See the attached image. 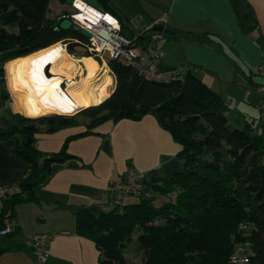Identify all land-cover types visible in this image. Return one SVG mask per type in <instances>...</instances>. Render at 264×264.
<instances>
[{"label": "trees", "instance_id": "1", "mask_svg": "<svg viewBox=\"0 0 264 264\" xmlns=\"http://www.w3.org/2000/svg\"><path fill=\"white\" fill-rule=\"evenodd\" d=\"M48 1L0 0L2 100L8 97L4 62L59 41L67 43L69 53L91 57L84 49L86 38L80 30L56 29L68 11L48 17ZM121 27L124 34L146 44L163 30L150 27L126 33L123 23ZM210 42L222 48L220 41L210 37ZM220 51L229 59L224 50ZM106 64L115 79L110 96L75 114L39 116L47 122L46 130L72 124L77 114L91 117V128L108 119L138 120L152 114L179 144L177 156L184 165L162 184L144 182L138 202L115 204L108 211L77 207L76 233L94 242L99 264H126L124 249L135 229L141 230L136 237L143 253L141 264H230V256L238 248L240 256L247 259L242 264H264V118H260L258 132L254 131L255 118L244 120L240 126L230 125L229 107L223 98L187 68L179 78L159 82L142 78L114 59L107 58ZM253 75L260 76L253 68L245 78L255 88L263 79L257 82ZM17 115L20 123L0 128V139L16 138L14 151L29 168L17 191L5 200L13 217L18 203L39 202L36 190L52 175L54 163L72 157L67 145L80 135L67 137L59 151L44 153L35 145L38 127ZM6 249L0 246V255Z\"/></svg>", "mask_w": 264, "mask_h": 264}, {"label": "crops", "instance_id": "2", "mask_svg": "<svg viewBox=\"0 0 264 264\" xmlns=\"http://www.w3.org/2000/svg\"><path fill=\"white\" fill-rule=\"evenodd\" d=\"M58 1L66 8L55 15L70 10L72 0ZM84 1L113 12L124 29L128 23L131 29L124 30L126 33H138L151 27L155 20H165L160 28L163 30L153 35L159 38L163 53L159 67L182 66L190 70L226 102L230 125L240 126L244 120L254 118L259 99L245 76L262 60L264 0ZM210 37L220 41L222 48H217L224 50L229 59L210 42ZM111 77L112 91L115 79ZM252 78L262 81L258 75ZM247 92L250 95L246 101ZM78 116L72 124L53 131H47L44 123L36 125L40 133L38 138L35 133V145L44 153L57 152L67 137L80 135L71 138L67 145L72 157L54 163L52 175L36 190L39 202L15 206L17 227L9 240L0 244L7 247L0 255V264L40 263L25 244V239L34 233L51 236L42 264H99L94 242L76 233L77 207L110 210L115 205L108 194L110 182L130 168L140 172L150 185L162 184L182 170L183 160L177 156L179 144L154 115L117 122L108 119L92 128L88 127L91 117L79 122ZM16 142L15 137L0 139V186H17L29 170L14 151ZM125 196L119 197L120 204L130 203L124 202ZM41 203L47 207H41Z\"/></svg>", "mask_w": 264, "mask_h": 264}, {"label": "built area", "instance_id": "3", "mask_svg": "<svg viewBox=\"0 0 264 264\" xmlns=\"http://www.w3.org/2000/svg\"><path fill=\"white\" fill-rule=\"evenodd\" d=\"M65 17L69 18L72 24H77L79 30L85 29L90 33L89 37H85L84 49L102 66L106 65L107 58H111L134 69L142 78L159 82L175 80L184 72L183 67L160 68L159 63L163 53L159 48V38L153 37L149 44L137 42L135 37H129L122 32L120 20L110 11H103L84 0H72L70 10ZM164 22L165 20H155L151 27L154 25L162 27ZM56 29L58 30L59 27ZM58 43L66 49L67 43L64 41ZM254 69L263 79L252 90L258 96V107L264 118V49L262 60ZM108 71L111 73L109 68ZM249 95L250 93L247 92L246 101ZM17 189L15 185L0 186V236L12 233L17 227L10 208L5 204V200L14 195ZM143 189L144 180L141 173L130 168L125 174L118 175L110 182L108 194L112 202L120 204V196L139 193ZM149 194L144 192L145 196ZM50 240L51 236L47 233H34L25 239V244L31 248L37 261L43 263L47 258ZM239 252L240 248L230 256V264H242L247 260L240 256Z\"/></svg>", "mask_w": 264, "mask_h": 264}, {"label": "bare ground", "instance_id": "4", "mask_svg": "<svg viewBox=\"0 0 264 264\" xmlns=\"http://www.w3.org/2000/svg\"><path fill=\"white\" fill-rule=\"evenodd\" d=\"M66 52L58 43L14 60L25 114L33 118L49 113L71 115L80 108L97 105L110 96L111 78L108 76V67H104V64L101 69L92 57L78 61L68 60ZM79 64H83L84 68ZM78 69L87 74L85 89L78 87L81 80H75ZM100 71L107 83L92 85Z\"/></svg>", "mask_w": 264, "mask_h": 264}, {"label": "rangeland", "instance_id": "5", "mask_svg": "<svg viewBox=\"0 0 264 264\" xmlns=\"http://www.w3.org/2000/svg\"><path fill=\"white\" fill-rule=\"evenodd\" d=\"M62 8H66V5L60 6V3L58 0H49L48 1L47 16L53 17ZM125 25L127 26L124 29L125 31H127L128 29H131V27L129 26L128 23H126ZM158 37H160V36H158ZM79 50H80V48L77 47L76 51H79ZM66 51H67L66 53H67V59L68 60L78 61L79 59H82V58H90V57H85V56L80 57L79 53H76V52H75V54L69 53L67 48H66ZM138 51H139V49H138ZM18 58H20V57H18ZM12 60L4 62L2 64L3 70H4V79H5V86L4 87L7 90L8 97H7V99L2 100L1 93H0V128H5L11 124L20 123L21 120L18 119L19 117L17 114H20L23 117L29 118V120H32L29 122H31L35 125L42 124L43 122L40 119H38V117L33 118L32 116L25 114V112L23 110V105H22V101L20 98L21 97V91H20V87L18 86V81H17L16 64ZM79 65L82 68H84L83 64H79ZM100 67H101V69L103 68L102 65H100ZM104 67H107V66H104ZM177 67H181V66H177ZM79 70L80 69H78V71L75 75V80H77V81L81 80L82 82L78 83V87H80L81 89H85V87L87 86V83H88L87 78H86L87 74L85 73V71H84V73H81V70L80 71ZM108 76H110L111 81H112V77H111L112 75H111V73H109V71H108ZM102 77H103V72L100 71L96 75L95 79L92 81V83H93L92 85L101 86V85L107 83V80L104 81V78H102ZM112 84H113V82H111V84H110V86H111L110 90L113 87ZM0 92H1V89H0ZM78 110H76V112ZM49 114H57V113H49ZM46 115H48V114H46ZM63 115H65V114H63ZM253 115L255 118V120H254V122H255L254 131L258 132L261 129L260 127L262 125V122L260 121V118L262 116L260 115V112L258 110L253 111ZM77 118H78L79 122H83V121H85V119L87 117L84 115H79ZM251 118H253V117H251ZM39 133H40V131L36 132V138H38ZM18 138L20 139L21 135H18ZM105 163H106V165H109V161H105ZM126 198H128V199H126ZM166 198H168V197H166ZM124 200H125L124 202H138L139 201V194L138 193L128 194L125 196ZM41 207H43V206L41 205ZM140 232H141V230H139V229H135L132 232L131 241L128 244V246L126 247V249H124V254L127 257L126 258V261H127L126 264H141V262H142L143 253L137 247V241H136V237ZM8 240H9L8 237L0 236V244H3L4 242H7ZM38 264H42V263H38Z\"/></svg>", "mask_w": 264, "mask_h": 264}, {"label": "water", "instance_id": "6", "mask_svg": "<svg viewBox=\"0 0 264 264\" xmlns=\"http://www.w3.org/2000/svg\"><path fill=\"white\" fill-rule=\"evenodd\" d=\"M59 28L60 29H69V28H72L74 30H79L78 28V25L77 24H72L71 20L67 17L63 18L60 23H59ZM154 29H160L161 26L160 25H154L153 26ZM80 33L81 35H83L84 37H89L90 36V33L85 30V29H80ZM62 87H64V84H62ZM41 205L43 207H47L46 205H44V203H41ZM235 264H238V263H235Z\"/></svg>", "mask_w": 264, "mask_h": 264}]
</instances>
